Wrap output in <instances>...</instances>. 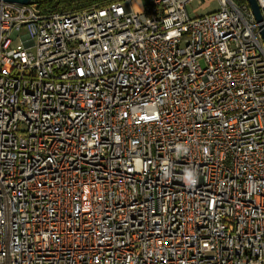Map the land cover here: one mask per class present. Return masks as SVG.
I'll use <instances>...</instances> for the list:
<instances>
[{"label":"built area","instance_id":"1","mask_svg":"<svg viewBox=\"0 0 264 264\" xmlns=\"http://www.w3.org/2000/svg\"><path fill=\"white\" fill-rule=\"evenodd\" d=\"M191 1L0 0V264H264L258 23Z\"/></svg>","mask_w":264,"mask_h":264},{"label":"trees","instance_id":"2","mask_svg":"<svg viewBox=\"0 0 264 264\" xmlns=\"http://www.w3.org/2000/svg\"><path fill=\"white\" fill-rule=\"evenodd\" d=\"M114 0H34L41 12L82 10L92 5H104ZM244 1V0H238Z\"/></svg>","mask_w":264,"mask_h":264},{"label":"rangeland","instance_id":"3","mask_svg":"<svg viewBox=\"0 0 264 264\" xmlns=\"http://www.w3.org/2000/svg\"><path fill=\"white\" fill-rule=\"evenodd\" d=\"M244 1L246 2V0ZM197 7L198 9L194 11V9ZM217 8H218V3L216 0H211L208 3H207V0H192L186 5V9L190 16L201 15V14L216 10ZM23 31H24V28L22 27L21 32Z\"/></svg>","mask_w":264,"mask_h":264},{"label":"water","instance_id":"4","mask_svg":"<svg viewBox=\"0 0 264 264\" xmlns=\"http://www.w3.org/2000/svg\"><path fill=\"white\" fill-rule=\"evenodd\" d=\"M3 1L16 2V3H21V4H28V3L34 2V0H3ZM246 2L252 11V14L254 16L255 21L258 23L259 34H260L262 43L264 45V25L261 22L262 21V15H261L258 3L256 0H246Z\"/></svg>","mask_w":264,"mask_h":264},{"label":"bare ground","instance_id":"5","mask_svg":"<svg viewBox=\"0 0 264 264\" xmlns=\"http://www.w3.org/2000/svg\"><path fill=\"white\" fill-rule=\"evenodd\" d=\"M135 5H136V3H135Z\"/></svg>","mask_w":264,"mask_h":264}]
</instances>
